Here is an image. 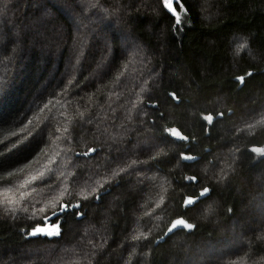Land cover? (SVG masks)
I'll return each mask as SVG.
<instances>
[{
  "label": "trees",
  "instance_id": "1",
  "mask_svg": "<svg viewBox=\"0 0 264 264\" xmlns=\"http://www.w3.org/2000/svg\"><path fill=\"white\" fill-rule=\"evenodd\" d=\"M180 4L0 0V264H264V0Z\"/></svg>",
  "mask_w": 264,
  "mask_h": 264
},
{
  "label": "snow or ice",
  "instance_id": "2",
  "mask_svg": "<svg viewBox=\"0 0 264 264\" xmlns=\"http://www.w3.org/2000/svg\"><path fill=\"white\" fill-rule=\"evenodd\" d=\"M176 4L180 5L181 7H183L181 4H180V0H175ZM163 5L164 7L169 11L171 12L175 17H176V20L175 22L177 24H180L181 21H180V16L179 14H177L176 12V9L173 7V0H163ZM244 47H246L245 44L241 43L238 45L237 47V51L239 52L240 50H242ZM241 80V82H243V77H240L238 78ZM173 132H175V130H173ZM178 135V134H177ZM180 140H184L186 139L184 136H179L178 137ZM253 151H257L256 149H253ZM86 155V153H85ZM183 159L185 160H191L193 159V157H190V156H183L182 157ZM133 163H135V161H133ZM21 187H23V185H21ZM208 192V189H204L200 195L201 196H204L205 193ZM14 201H11L9 200V203H13ZM188 203H191V201H189ZM67 207V206H65ZM73 207H78V205H73ZM41 211H43V209H41ZM180 224H184V222L182 220H177L175 224H173L169 229H168V232L171 233L174 229H176L177 225H180ZM184 227L187 228V229H191L193 228V225L191 224H184ZM38 234H43V235H47V236H53V235H59V232L58 231H55V232H44L41 228L37 227V228H34L30 233H28V235L30 236H37ZM140 237L139 236H133V239L134 240H137L139 239Z\"/></svg>",
  "mask_w": 264,
  "mask_h": 264
},
{
  "label": "rangeland",
  "instance_id": "3",
  "mask_svg": "<svg viewBox=\"0 0 264 264\" xmlns=\"http://www.w3.org/2000/svg\"><path fill=\"white\" fill-rule=\"evenodd\" d=\"M178 134V135H177ZM172 135L173 137H175L176 139L180 140L178 137L181 136L178 132H173L172 131ZM44 232H55V231H58V229L56 227H51L49 225L41 228Z\"/></svg>",
  "mask_w": 264,
  "mask_h": 264
}]
</instances>
